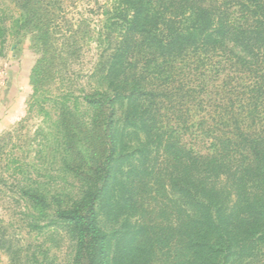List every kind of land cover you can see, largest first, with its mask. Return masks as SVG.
Segmentation results:
<instances>
[{
	"label": "trees",
	"instance_id": "16d2710c",
	"mask_svg": "<svg viewBox=\"0 0 264 264\" xmlns=\"http://www.w3.org/2000/svg\"><path fill=\"white\" fill-rule=\"evenodd\" d=\"M14 1L28 22L52 16L49 0ZM32 5L42 9L32 12ZM112 5L116 40L101 70L106 92L83 99L93 109L84 132L90 158L72 151L66 163L83 187L57 213L74 245L72 264H111L98 212L111 217L122 203L141 215L147 190L167 188L178 197L177 258L252 264L255 235L264 230V0ZM140 136L146 145H127ZM131 232L120 243V262H160L155 246L165 230L140 225Z\"/></svg>",
	"mask_w": 264,
	"mask_h": 264
},
{
	"label": "rangeland",
	"instance_id": "374dc122",
	"mask_svg": "<svg viewBox=\"0 0 264 264\" xmlns=\"http://www.w3.org/2000/svg\"><path fill=\"white\" fill-rule=\"evenodd\" d=\"M112 3L49 0L52 16L28 22L14 0H0V264H72L74 245L57 213L83 187L66 163L72 151L90 158L84 132L93 109L83 99L106 92L101 70L116 40ZM128 141L131 148L146 145L141 136ZM177 199L170 188L147 190L146 213H132L122 203L111 217L98 212L111 264H124L119 260L123 235L140 225L165 230L164 241L156 242V264H188L187 254L177 258L175 252ZM254 240L252 264H264V230Z\"/></svg>",
	"mask_w": 264,
	"mask_h": 264
}]
</instances>
